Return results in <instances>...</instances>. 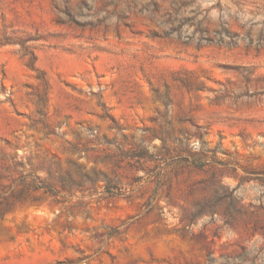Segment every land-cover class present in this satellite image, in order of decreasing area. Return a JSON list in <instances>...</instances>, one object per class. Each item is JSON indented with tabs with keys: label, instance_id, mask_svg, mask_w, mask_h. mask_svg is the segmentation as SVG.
<instances>
[{
	"label": "rangeland",
	"instance_id": "rangeland-1",
	"mask_svg": "<svg viewBox=\"0 0 264 264\" xmlns=\"http://www.w3.org/2000/svg\"><path fill=\"white\" fill-rule=\"evenodd\" d=\"M0 264H264V0H0Z\"/></svg>",
	"mask_w": 264,
	"mask_h": 264
}]
</instances>
